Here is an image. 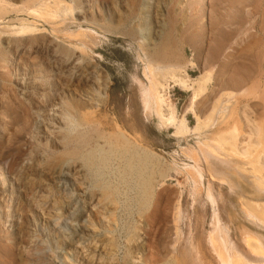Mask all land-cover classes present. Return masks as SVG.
<instances>
[{"label": "bare ground", "instance_id": "bare-ground-1", "mask_svg": "<svg viewBox=\"0 0 264 264\" xmlns=\"http://www.w3.org/2000/svg\"><path fill=\"white\" fill-rule=\"evenodd\" d=\"M125 1L126 0H124V2ZM148 1L149 0H143L142 4H140L141 6L139 5L141 8L140 10L141 13L145 11V9H147ZM218 1L221 3L220 0ZM9 2L11 4H18V6L23 2L22 4L26 9L25 12L27 14L49 24L52 32L50 33V36L52 38L51 37L49 38L50 40L49 42L47 41L48 42L47 44L55 43V40L57 39L60 40L61 38V42L59 44L56 42L57 44L55 43L49 50L48 45L44 41V37L39 38L32 36V34L35 33L37 30L35 27L36 25L35 26L33 24L29 25V24H25L24 22L18 21L19 22L18 26L16 28L12 27L13 29L11 30V34L14 37L6 39L3 42H0V69L4 71V74L0 76V93L7 95L6 97L3 96L6 99V101L5 100L0 101V111H1L0 127L1 126L3 127V129L0 128V132H1L0 188H3V191L0 189V192L2 193L5 192L8 196L5 205L2 207V205L0 204L2 211L5 212V213L4 212L1 213L2 214L1 218L4 219L5 222H7L11 220L12 219L11 217H13L12 215L15 214L18 215V218L20 219L19 224H15V223L13 224L14 227L13 234H9L8 232H6L7 229L6 230L4 229L2 232V234L3 235L5 234L6 236L4 238V243L0 244V264H27L28 260L22 255L23 252L17 253L15 251L17 250L18 247H21L28 243L26 238H27V234L29 233L28 231L29 221L27 218V208L25 207L24 205L25 201L23 200L27 196L28 192L31 194L34 193L35 189L39 188L38 186L41 184L51 187L55 180H57V184H61L60 188H63L64 186L66 187L68 183L71 182L72 184H74L75 182L74 179H69L68 177L72 172L77 173L76 177L79 176L78 173L83 172L82 173L83 175L81 174L80 180H83L84 182L86 180L87 183L92 187L91 188L88 185L92 190L91 192H89V197H88L89 201L96 194H98L99 204L102 202H107V204H113V203L116 204V200H118L117 198L118 195L116 193L119 192L118 191L119 188H117L118 185L115 184V182L117 183V179L114 182V184L111 182L112 180L110 181V177L112 176V174L118 177V183H122L119 185H124L125 188H127L129 184L128 181L130 180L131 183V179L135 178L136 183L138 182L137 189H139V195H138L139 199H137L138 209H139L138 214L139 216L141 215L143 216V214H146V211L149 206L148 203H149V198L151 196L152 180L154 176L153 167L154 165L155 166L158 165L159 160L157 161L156 156L153 154L155 152L152 153V151H150L145 147L146 145L143 146V143L140 138L135 139V137H128L125 130H123L122 126L120 125V121L117 118L115 117L111 119L108 118L107 117L108 113L106 116H102L103 112H105L107 108L106 107L107 102L105 101L106 98L102 99L103 95L99 94L100 96L102 95V97L96 99L94 96L95 95L94 90H92V88H89V86L86 84L87 83L86 79L88 77L87 74L85 73L90 70H95L96 64L95 65H92L91 63L85 64V67H83L85 71H77L79 73L78 76L77 77L75 76L76 78L73 79V81H71L70 79H64V77L61 76L63 73V65L60 64V62L55 61V63L53 62L51 64L48 61H46V57H44L47 51H50L51 53L55 54L58 58H65L73 55V50L79 52L78 56L81 58L86 57L87 52L89 53L91 52L90 46L94 44V38H95L93 37V34L91 32H84V30L82 31L81 25H77L76 27L77 30L75 33L74 32L69 33L70 30L69 31L67 30V26L76 22L73 21L74 19L72 18L74 8H79V6L83 4V2L81 4H77L78 2L76 3L75 1V5L71 6V5L63 4L60 0H32V1L27 0L26 2L25 0H0V19L6 16L7 12L13 11L10 9L13 8L14 6L11 7L12 5ZM131 2H133V0H131ZM131 2H129L128 11L132 10L134 6L132 5ZM218 4L219 3H217V5ZM250 4L251 2H249V0H226L224 5H222L221 3L222 6H217V8L213 9L214 16L211 20L212 21L210 23L211 25L209 27H206V31L209 33V37L207 38H204V34H202L203 31L202 28H200V26H197V23H194L193 33H192L193 35L191 40L193 46L192 60L183 61L182 59H180V56L177 53H175L174 51L173 52L169 51L166 48L165 49L162 48V50H160V48H157L156 51L154 49L155 53H153L154 55L152 54V56L150 57L148 55L143 57L141 56V53H139L138 55V60H140V62L142 63V75L145 81V83L140 82L139 85L140 88L139 96L141 100L140 103L143 109V114L146 117L155 118L157 122L156 126H158L159 128L165 130L173 129L174 137H184L185 135H191L192 138H194L195 141L194 147L191 146L189 148L183 149V155L185 159L190 161V165H184L181 168V170H184L186 172L185 174L190 179L193 192L203 194L205 199L212 206L214 212L215 209L213 204L214 198H213L212 188L209 182L208 183L206 182L207 187L206 188L204 187L205 169L203 170L202 166L203 164L206 166V170L210 176V179L223 181L224 180L223 176L216 172V169L214 168V164L212 162L219 163L221 165H227L228 164L227 158L229 157L237 156L245 159L244 164L250 168L253 174L259 175L258 179L254 181L256 186L259 188L258 190L259 194L254 199L260 201L264 200V176L262 175V173H264V164H262V159L264 158V118L262 119L261 116L258 114L261 120L254 122V124L251 123L249 119L251 115L248 116L250 114V109H249L250 107L248 108L249 102L247 97L251 95L253 92L252 91L249 92V90H246V88L242 89V87L246 86V84H248L252 79L248 75L238 76L237 74V72L239 71L238 68L242 67L240 65H244L245 61L248 62L250 61L249 58L252 55L249 54V52L250 51L253 52L254 50L253 45L255 46V42H253L254 44L252 46L250 44V46L240 48L238 54V51L235 50V47L236 46L239 47V44L236 45L237 42H234V40H236L234 39L236 36V29H232L233 25H236L235 28L239 30L242 28V26H244L243 23L245 21L246 22L251 21V19H248L250 9L248 10L249 12H247V10L246 12H243L242 11L243 8L241 7V6L248 7ZM96 5L98 6L99 4ZM155 8L157 7L155 6ZM253 10H255V6L253 7L252 11ZM134 12L137 11L134 10ZM159 16H161V14ZM85 17L86 19L85 18L84 19L87 21L88 24L95 25L98 28L103 27L100 26V24L97 25L96 22L102 18L99 9L96 11V13L93 12L87 13ZM124 17H126V15ZM108 20H109V22H107L108 24L112 23L110 16ZM241 20L244 22H241ZM253 20L255 21L256 19ZM33 21L35 22V20ZM119 22L123 23L124 20H120ZM148 23L146 22L143 25L147 27ZM62 25H64L66 29L62 28L61 27ZM105 25L106 24H104V26ZM117 25L118 24H116L115 26ZM157 25H154V29L152 28L153 32L156 33V35L160 33L159 32L160 30ZM125 30H123V32ZM149 30L150 29H148V31ZM118 31L116 30V32ZM135 31L138 32V30ZM107 32H110V29H108ZM118 34L120 35V33ZM133 34L135 33H132V35ZM156 40L157 39H155V41ZM260 40L261 39H259V41ZM135 41H137V39ZM158 42L160 43V41ZM261 42L262 40L260 41V43ZM233 46L235 47L233 48ZM153 47L155 48V45H153ZM147 48L145 50H147ZM145 50L143 48V54ZM90 55H92V53ZM54 65L57 66V70H59L60 75L57 77L58 84H56L55 87L53 86L52 87L56 88V91L59 93L60 100L62 101L60 103L59 100V103H57L61 105L60 113L58 115V117L59 116L60 117L57 119L58 122L56 123L57 130L55 129L56 131L51 133L52 138L51 140H49V134H47L48 133L47 127L44 128L43 126L40 127L38 125L39 128L34 131H33V127H36L34 126V124L37 120L36 117H38L35 115L41 114L40 117L42 116L43 119L45 120V118L47 117L46 112L50 104L53 103L54 100L58 99V97L56 96L51 97V94L49 92L50 84L47 82L48 79L45 78V80L47 79L46 81L39 79L38 78L39 72H37V71H41L42 75L43 73H46L48 75V71L51 72L54 70ZM189 69H197V71H199V76L192 78L188 74ZM21 71H28V73L25 72L24 74V78H26L24 85H20L19 83H17L20 80ZM240 71L243 72L242 69ZM56 74L58 75V73ZM12 78L13 81H11ZM32 78H37V80H40V82L36 83ZM105 86H102V92L103 90H105L106 88ZM212 86L213 87L216 86V88L212 89ZM18 88H21V91H23V100H19L17 97ZM97 88H98L97 90L100 91V87L98 86ZM171 88H177L182 92L190 94L188 105L180 117H178L177 112L174 109V106L169 96V91ZM98 93L99 92H97V95ZM40 96L42 99L40 98ZM252 99L250 100L253 101ZM256 103L252 102L251 104L252 106H254V104ZM258 106L259 104L257 105V107H255V109L258 108V112H259L260 107ZM253 108L251 109L253 110ZM187 114H192L195 120V124L193 128H190L186 124L185 115ZM256 116L254 119H256ZM242 123L250 127V134H246L248 136L249 142L244 146L243 149L240 150L239 139L241 136H243V134L245 135V133H243L244 127L242 126ZM244 131H246V128ZM142 139L144 141V138ZM24 148L30 151L28 152L30 156H32L33 154V158H32L33 164L32 166H29L27 168L22 167L23 157L27 153L26 151H24L25 150ZM33 150H35L34 151L35 153L33 152ZM44 153H46L47 155L45 158L43 157V159H41L42 163L40 164L42 165V170L40 171V173L32 174L31 172L35 168L34 161L35 163L38 162L39 155L41 156ZM219 156H221L222 159L221 158L219 159ZM181 170L178 168L177 169L174 168L175 172ZM64 172L66 173L64 174ZM167 172L160 174L161 179L165 180V178L168 177ZM239 175L240 174H238V176ZM116 176L115 178H117ZM161 179L159 176V181H162ZM250 179L252 180V178ZM77 180L79 179L77 178ZM136 183L131 184V186L134 185L132 186V188L135 187ZM158 183L159 182H157V184ZM76 184H80V183H76ZM251 184L254 185L253 183ZM6 185H7V190H4V187ZM131 186L128 187V189L131 188ZM252 187L254 188V186ZM255 189L257 188H254V190ZM133 190L136 191L135 189ZM129 191L130 189L128 190V192ZM129 195L133 197L137 196V195L134 196L133 194L131 195L130 193ZM128 199L129 198H127V200ZM62 203L63 202H61V200L54 201V204L57 206L58 209H62ZM129 206L130 204L129 205L127 204L128 208L131 207ZM176 207L172 208L174 210L173 212L174 222L171 223L174 224L173 228L176 233L175 235H177V239H178V236L181 235L179 231L180 228H178V221L180 220V215L178 213V208L176 209ZM246 213L250 218H253L254 221L264 225V204L262 205L247 204ZM101 215H103L102 212L93 214V217H91L92 225L93 223H97ZM114 215H115L114 211H112L111 209L108 217L109 216L113 217ZM81 216H82L81 211L75 216V221L78 224L77 225L78 228L72 232L70 238L71 242L75 241V243H80V237L86 231L90 230L87 229L89 227L80 223ZM212 225H213L212 226L213 232L209 237V241H210L209 244L212 246L211 248L213 249L220 264H264V248H262L261 243L255 237L251 235H247L244 238V244L248 249V251L250 252V254L252 255L251 258L249 257L247 259L243 257L237 250H235L232 247H229L226 239L222 234L218 215L216 213H213ZM139 228L137 227L134 228V231L132 230V232L135 233L137 229L139 231ZM91 230L93 232L92 235L97 234L95 232L98 229L94 231L95 228H92ZM109 231H111V229ZM179 240L180 239H178V242ZM6 241L8 243L10 242V244H8ZM69 242L70 241H68V243ZM101 242L102 243L107 242L108 243V244L106 243L107 245L109 244L113 245L115 241L112 239V237L109 238L105 237L101 239ZM66 245L69 244L65 243V246ZM136 247L137 246H135V248ZM138 248L140 247H137V249L134 250L137 251ZM113 254H111V256H113ZM89 255L90 257L94 256L92 252L89 253ZM130 260L127 264H131ZM178 263L179 262H177V264ZM181 264H186V263L183 262Z\"/></svg>", "mask_w": 264, "mask_h": 264}, {"label": "rangeland", "instance_id": "rangeland-1", "mask_svg": "<svg viewBox=\"0 0 264 264\" xmlns=\"http://www.w3.org/2000/svg\"><path fill=\"white\" fill-rule=\"evenodd\" d=\"M26 1L27 0H25V2ZM60 1L65 5H71V6L75 5V1L76 3L78 2L77 4H81L83 2V4L79 6V8H74L73 11L74 16L72 14V18L74 19L73 21L76 22L67 26V30L68 31L70 30L69 33H73V32L75 33L77 30L76 28L77 25H81L82 31L84 30V32H91L93 34V37H95L94 38L95 45L93 44L92 46H90L91 52L90 53L87 52L86 57L84 58L79 57L78 56L79 52H77L76 50H73V55H71L72 57L68 56L65 58H58L55 54L51 53L50 51H47L45 53L46 56L44 55V57H46V61H48L51 64L53 62L55 63V61L60 62V64L63 65V73L61 76L64 77V79H70L71 81H73V79H75L78 76L79 73L77 71H85V69L83 68L85 67V64L87 63L89 64L91 63L92 65L96 64L95 70H90L85 73L87 74L88 77V78L86 77L87 78L86 84L89 86V88H92V90H94L95 93L94 96L96 99L101 98L102 95H103L102 99L106 98L105 101L107 102L106 103L107 108L106 111L103 112L102 116H106L108 113L107 115L108 118L110 119L114 117L117 118L120 121V125L122 126L123 130H125L127 136L135 137V139L140 138L143 143V146L146 145L145 147L150 151H152V153L155 152L153 154L156 156L157 161L158 160L159 161H158V165L156 166L154 165L153 167L154 176L152 180V188H151V196H150L151 199L149 198V203H148L149 206L146 211V214H143V216L142 215L139 216L138 214L139 209H138L137 199H139L138 198L139 189H137L138 182L136 183L135 178L131 179V183L129 180L128 181L129 184L128 186L125 185L127 186V188H125L124 185H119L122 183H118V177L112 174V176L110 177V181L112 180L111 182L114 184V182L117 179V183L115 182V184H117L118 185L117 188H119L118 189L119 192L116 193L118 195L117 196L118 200H116V204L114 203L107 204V202H102L99 204L98 194H96L89 201L88 200L89 192H91L92 190L90 189L91 186L87 183L85 179H84L85 182L83 180H80L81 174L83 172L78 173L79 176L77 177H76L77 173H73V172L70 174V176H68L69 179L75 180L74 182L75 185L70 182L68 183V185H66V187L64 186L63 188H60L61 184H57V180L53 182L51 187L44 184L39 185L38 186L39 188L35 189L34 193L31 194L28 192L27 196L23 199L25 201L24 205L27 208V218L28 221L30 222V223L28 222L29 233L27 234V238H26L28 243L21 247H18L15 252L17 253L23 252L22 255L28 260L27 264H91V263L92 264L95 263L96 264H106V263L127 264L130 259H131L130 260L131 264H177V262H179L178 264H181L183 262L186 264H220L213 249L211 248L212 246L209 244L210 243L209 237L213 232L212 231L213 213H216L218 215L222 234L226 239L229 247H232L235 250H237L243 257L248 259L249 257L251 258L252 256L244 244V238L247 235H251L255 237L261 243L262 248H264V228H263L264 225L254 221V219L250 218L246 213L247 204H251V205L264 204V200L260 201L254 199L259 194L258 192L259 188L256 186L254 182L256 179H258L259 175L253 174L250 168L244 164L245 159L237 156L227 158L228 161L227 165H221L219 163L212 162L214 164V168L216 169V172L223 176L224 178L223 181L210 179V176L206 170V166L203 164L202 168L203 170L205 169L204 187L205 188L207 187L206 182L207 183L209 182V184L211 185L213 198H214V203H213L215 209L214 212L212 206L205 199L203 194L193 192L190 179L185 174L186 172L184 170H181V168L184 165H190V161L185 159L183 155V149L189 148L191 146L194 147L195 145L194 138H192L191 135H185L184 137H174L173 129L165 130L159 128L158 126H156L157 122L155 118L144 116L143 109L140 103L141 100L139 96L140 94L139 85L140 82L145 83V81L142 75V63L140 62V60H138L139 53H141V56L143 57L147 55L150 57L152 56L153 53H155L157 48H160V50H162V48L164 49L166 48L169 51L172 52L174 51L175 53H177L180 56V59H182L183 61L192 60L193 46L191 40L193 35L192 34L194 27L193 24L197 23V26H200V28H202L203 30L202 34H204V38L209 37V33L206 31V27H209L211 25L210 23L212 22L211 20L214 16L213 9L217 8V6L224 5L226 0H220L222 5L218 0H149L147 9H145V11H143L142 13L140 11L141 10L140 4H142L143 0H137V1L133 0V2H131V0L130 1L126 0L128 3L126 1L124 2V0H98V1L68 0V2L67 0H60ZM129 2H131L132 5L134 6L132 10L128 11ZM249 2H251V4L248 6L249 8L245 6H241V7L243 8L242 9L243 12H246V10L247 12H249L248 10L250 9L248 19H251V21L244 22L241 20V22H244L243 25L245 26V28L244 26H242L241 29L238 28L239 30L235 28L236 25H233V27L232 26L231 27L232 29H236V36L234 38L236 40L234 39L233 40L234 42H237L236 45L239 44V47L233 46V48L235 47V50L238 51V54L240 48L250 46V44L252 46L254 44L253 42H255V46L253 45L254 47L253 52L255 51L256 52L255 53L251 51L249 52V54L252 55L249 58L250 61L249 62L245 61L244 65H240L242 67L239 66L240 67L238 68L239 73L237 72L238 76L248 75L252 79L248 84H246V86H243L242 89L246 88V90H249V92L250 91L253 92L251 95H249L251 98L248 96L247 99L249 102L248 108L250 107L249 108L250 114L248 116L251 115L249 119L251 123L254 124V122L261 120L260 116L262 119L264 118L263 116L264 115L263 113L264 112V30H263L264 4H261L264 3V0H260L261 3L259 2V0H249ZM22 3L19 4V6L18 4L10 3L12 5L11 7L14 6L13 8L10 9L13 11L7 12L6 16L2 18L3 20L0 19V24H1L0 42H3L9 38H13L14 36L11 34V30L13 28H16L19 22H24L25 24H29V25L32 24L34 26L36 25L35 27L37 30L35 33L32 34V36L39 38L44 37V41L47 44L50 40L49 38L51 37L50 33H52L51 27L49 26V24L43 22L42 20L36 19L30 16L29 14H27L25 12L26 9ZM217 3L219 4L217 5ZM96 4L99 5L97 6ZM155 6L157 8H155ZM254 6H255V10H253L254 11L253 13L252 9ZM260 6L262 7V9ZM98 9L100 10L103 19L101 18L96 22L97 25L100 24V26H103L101 28L104 29L98 28L95 25H90L85 20L86 19L85 16L87 15V13H91V12L96 13ZM134 10L137 12H134ZM197 10L200 13H198ZM159 13L161 14V16H159L160 15ZM120 14L123 15L121 16ZM125 15L126 17H124ZM154 15H156L157 17ZM109 16L111 17L112 23L108 24L107 22H109L108 20ZM140 16L143 19H141ZM130 18L131 19L134 18V19L131 20ZM196 18L199 20H197ZM253 19H256L255 21L257 23ZM33 20H35V22ZM120 20H124V22L123 23L119 22ZM146 22L147 23L149 22L147 27L143 25ZM155 23H157L158 25ZM104 24L106 25L104 26ZM116 24L118 25L115 26ZM154 25H157L160 30L159 31L160 33L157 35L156 33L153 32ZM61 27L66 29L64 25H62ZM71 29L72 30L75 29V30L72 31ZM108 29H110V32H107ZM125 29L127 30V32ZM134 29L138 30V32L135 31ZM148 29L150 30L148 31ZM116 30L119 31L116 32ZM123 30L125 31L123 32ZM118 33H120V35ZM128 33L129 34L131 33L130 35H132V33L135 34L137 33V34L136 36L135 34L130 36ZM134 36L137 38H135ZM110 37H112L113 39ZM136 39L137 41H135ZM155 39L157 40L155 41ZM259 39L262 40L261 43H260L261 40L259 41ZM168 40L171 42H169ZM158 41H160V43ZM56 42L59 44L61 42V38L60 40L59 39L55 40V43ZM55 43L47 44L48 49L50 50ZM153 45H155V48L153 47ZM143 48L144 50L147 48V50L144 51V54H143ZM91 53L92 55H90ZM241 69L243 72L240 71ZM25 72L28 73V71H21L20 80L17 82L20 85H24L26 79L24 78ZM37 72H39L38 74L39 79L45 80V78H47L49 80L48 81L46 79L47 82L50 84L49 92L51 94V97L56 96L58 97V99L54 100V102L51 103L53 105L50 104L46 112L47 117L45 118V120L43 119L42 116L40 117L41 114L35 115L38 117H36L37 120L34 124V126L36 127H33V131L38 129L39 126L40 127L43 126L44 128L47 127V131H48L47 134H49V140H51L52 138L51 133L57 130L56 123L58 122L57 119L60 117V116L58 117V115L60 113L61 105L57 104L59 103L60 97H59V93L56 91V88H53L55 87L56 84H58L57 77L60 75V73L59 70H57L56 65H54V70L51 71L52 73L48 71V75L46 73H43L44 75L43 76L41 74V71H37ZM56 73H58V75ZM3 74L4 71L0 69V76ZM188 74L192 78H195L199 76V71H197V69H189ZM32 79H34L36 83L40 82V80H37V78H32ZM11 81H13V78L11 79ZM98 86L100 87V91L97 90ZM102 86L106 87L105 90H103V92H102ZM213 88L215 89L216 86L214 87L212 86V89ZM97 92H99L98 95L99 94L102 95L98 96ZM189 95H190L189 93L182 92L177 88L170 89L169 96L174 106V109L177 112L178 117H180L183 114L185 108L187 107L189 102L188 101ZM3 96L6 97L7 95L0 93V97H1L0 101H4V100L6 101V99ZM17 97L19 100H23V91H21V88H18L17 90ZM250 99H252L253 101H251ZM61 101L62 100H60V103ZM252 102L254 103L257 102V103L254 104V106H252L251 104ZM258 104H259L258 107H260L259 112H258V108L255 109V107H257ZM251 108H253V110L255 109L254 112ZM256 114L258 117L256 116ZM255 116L257 120L254 119ZM185 120H186V124L190 128H193L195 124V120L192 114L185 115ZM242 126L244 127L243 128L244 130L246 128V131L243 130V133H245V135L243 134V136H241L239 139L240 150L243 149L244 146L249 142L248 136L246 134H250V127H248L244 123H242ZM0 128L3 129L2 126ZM132 130H134L135 132ZM142 138H144V141ZM242 138L243 139L245 138L246 140L244 139L243 141ZM24 149H25L24 151H26L27 153L23 157L22 167L27 168L29 166H32L33 164V159H32L33 154L32 156H30V154H28V152L30 151H28L26 148ZM34 151L35 150H33V152ZM46 155H47L46 153L41 155L42 157L39 155V161L36 163L34 161L35 170L33 169V171L31 172L32 174L40 173V171L42 170V165L40 164L42 163L41 159H43V157L45 158ZM220 158L222 159L221 156H219V159ZM216 164H218L219 166ZM262 164H264V158L262 159ZM174 168L176 169L178 168L181 171L175 172ZM164 172H167L168 175V177L165 178V180L161 179V175H160ZM65 173L66 172H64V174ZM238 174L240 175L238 176ZM262 175L264 176V173H262ZM115 176L117 178H115ZM159 176L162 181H159ZM249 177L252 178V180ZM77 178L79 180H77ZM157 182L159 183L157 184ZM76 183H80V184H76ZM135 183H136L135 187L132 188V186L134 185L131 186V184H135ZM251 183H253L254 185H252ZM130 186L131 188H129L130 191L128 192L129 190L128 187ZM252 186H254V188L257 189L254 190ZM0 189L3 191V188ZM133 189H135L136 191H134ZM4 190H7V185L4 187ZM132 190L134 191L135 194L133 193ZM129 193L131 195L133 194L134 196L135 195L137 196L135 197L130 196ZM122 194H124L126 197ZM7 198L8 196L5 192L3 193L0 192V204L2 205V207L5 205ZM127 198L129 199L127 200ZM56 200H61V202H63L62 209H58L57 206L54 204V201ZM119 201L121 202V204ZM122 202L125 204L127 203L128 205L130 204L131 207L129 206L130 208H128L127 204L125 205ZM175 202L178 203L179 205L176 204ZM173 207H176V209L178 208V213L180 215V220L178 221V228H180L179 231L181 234L178 236V239H180L179 242L177 239V235H175L176 234L175 230L173 228L174 224H172L174 222V218H173L174 210L172 209ZM111 209L112 211H114L115 215L113 217L111 216L108 217ZM78 211L79 212L81 211L82 214L80 223L89 227L87 229L90 230L86 231L84 233L85 235L84 234L82 235L83 237L82 236L80 237V243H75V241L71 242L70 238L72 232L78 228L77 226L78 224L75 221V216L79 213ZM2 212L4 211H2L0 207V218ZM100 212H102L103 215L99 217L98 220L99 222L97 221L98 224L93 223L92 225L91 217H93V214ZM12 216H13L11 217L12 219L7 222H5L4 219L2 218L0 219V244L4 243V238L6 236L5 234L4 235L2 234L3 230L7 229L6 232H8L9 234H13L14 231L13 224L20 223V219L18 218V215L14 214ZM136 227L137 228L140 227L139 228L140 232L137 229L136 232L133 233L132 230L134 231V228ZM92 228H95L94 231L98 229L95 232L97 234L92 235L93 233L91 230ZM110 229L111 231H109ZM105 237L106 238L112 237V239L116 243L114 242L113 245L111 244L107 245L108 244L107 242L102 243L101 239ZM127 239H129L130 241ZM68 241L70 242L68 243ZM65 243L69 245L65 246ZM8 244H10V242ZM135 246L141 248V249L138 248L137 250L139 253L136 250H134L137 249V247L135 248ZM91 252L92 254H94L93 257H90L89 255V253ZM111 254H113V256H111ZM96 256L98 257V259Z\"/></svg>", "mask_w": 264, "mask_h": 264}]
</instances>
